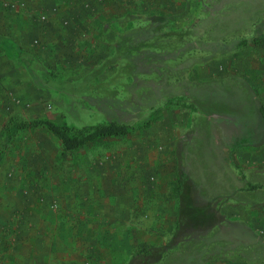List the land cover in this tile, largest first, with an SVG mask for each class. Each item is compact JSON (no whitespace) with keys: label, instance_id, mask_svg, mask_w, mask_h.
Instances as JSON below:
<instances>
[{"label":"rangeland","instance_id":"rangeland-1","mask_svg":"<svg viewBox=\"0 0 264 264\" xmlns=\"http://www.w3.org/2000/svg\"><path fill=\"white\" fill-rule=\"evenodd\" d=\"M10 3L17 6L9 9ZM263 21L264 0H0V255L13 241L8 220L33 218L54 194L49 191L59 194L73 181L99 195L143 192L145 217L134 223L154 231L159 238L145 243L156 245L172 233V223L158 211L177 209V151L181 147L182 154L199 133L188 151L202 157L219 120L214 132L225 147L244 139L232 147L229 165L240 178V194L221 201L220 225L155 264H264V190H246L248 175L264 182L255 177L264 176V121L257 112V104L264 105V40L238 46ZM260 30L264 36V25ZM240 82L253 98L250 118L214 115L233 108L229 97H245ZM154 111L151 126L73 152L42 127L1 145L11 116L82 126L134 124ZM198 166L206 180L213 177L202 161ZM96 200L92 208L104 222L111 209ZM94 241L80 264H105V258L126 264L135 249L123 241L122 254L112 260L103 248L112 238Z\"/></svg>","mask_w":264,"mask_h":264},{"label":"crops","instance_id":"crops-1","mask_svg":"<svg viewBox=\"0 0 264 264\" xmlns=\"http://www.w3.org/2000/svg\"><path fill=\"white\" fill-rule=\"evenodd\" d=\"M240 83L238 87L240 92L245 94V97H229L228 100L233 103V108L227 106L225 109H220L218 113L215 112L214 115L233 121L250 118V114L254 110V106H250L253 98L250 96L247 86L242 82ZM235 99L237 102H234ZM226 105H229V103ZM202 110L205 113V110ZM198 135L199 133L189 139L185 145V150H182L181 154L188 167L190 179L197 186L201 197L204 199L234 198L240 194L238 191L240 189V178L234 174L229 165L233 153L232 147L243 138H233L229 148L228 146L225 147L224 138H220L221 135L211 134L206 152L202 157L194 158L188 151V146ZM245 140L249 141L250 136L245 137ZM187 156L189 157L187 158ZM201 161L202 165L205 166L204 168L214 171L210 180H206L203 175L204 170L201 171L199 168L196 170L193 167V165L199 167L198 164ZM255 177L264 178L262 174H256ZM247 181V184L262 185L256 190H247V192L261 193L264 190V182H252L249 175ZM101 192V195H99L95 187L86 188L80 182L73 181V187L60 190L61 194L49 191L48 195L54 193V196L52 195L50 199H45L40 205L38 204L41 210L38 208L39 214L34 215L33 218L23 217L21 222H16L12 218L8 220V225L12 229L13 241L6 248V252L0 255V264H80L93 251L96 245L94 238L102 236L112 238L111 245L102 247L106 250V253L111 254L112 260H114L118 259L123 251L118 247L119 243L125 241L136 247L140 243L158 237L154 231L150 232L145 229V226L140 227V225L134 223L135 219L145 217L140 209L142 208L141 201L143 199L141 194L143 192L134 193L131 190H124L121 197L112 190ZM97 197H100L108 210L111 209V212L106 215L107 219L104 221L106 224L98 218L97 212L99 210L92 208V205L97 201ZM133 201L135 204H133ZM136 209L138 210L136 211ZM158 213L159 217L164 215L165 218L169 219L173 225V231L176 209L171 215H166L161 210ZM134 215H136V218H134ZM108 222L109 224H107ZM170 236L171 233L169 232L156 245L163 244ZM101 251L103 250L101 249ZM133 251L129 252L126 259L129 260ZM102 261L105 264H112L109 263L108 258Z\"/></svg>","mask_w":264,"mask_h":264},{"label":"trees","instance_id":"trees-1","mask_svg":"<svg viewBox=\"0 0 264 264\" xmlns=\"http://www.w3.org/2000/svg\"><path fill=\"white\" fill-rule=\"evenodd\" d=\"M160 19V16H153L152 18L154 22H159ZM262 25L264 23L257 27L256 35L249 39L240 40L238 46L261 44L264 40L260 30ZM155 112L137 120L134 124L112 120L82 126L57 124L46 118L25 120L18 116H11L2 127L3 139L1 140V145L5 149L20 131L42 127L60 142L63 150L73 152L98 141L127 136L134 131L149 127L156 121ZM257 112L261 120L264 121L263 104H257ZM215 123L221 124L219 120H215ZM216 124L213 125V134L215 133ZM240 143L241 141L237 144L239 145ZM175 160L174 189L177 195V209L171 236L165 243L160 245L138 244L126 264L158 263L175 247L190 240L198 239L222 222L219 206L224 198L204 199L201 197L199 189L189 177L188 167L181 155V147L175 155ZM260 187H262L261 184L248 183L246 190H256Z\"/></svg>","mask_w":264,"mask_h":264},{"label":"built area","instance_id":"built-area-1","mask_svg":"<svg viewBox=\"0 0 264 264\" xmlns=\"http://www.w3.org/2000/svg\"><path fill=\"white\" fill-rule=\"evenodd\" d=\"M7 6H8L9 9H14V8L17 6V4H15V3H10V4H7ZM41 19H42V20L45 19V16L42 15V16H41Z\"/></svg>","mask_w":264,"mask_h":264}]
</instances>
